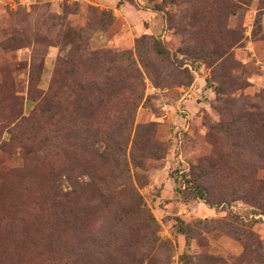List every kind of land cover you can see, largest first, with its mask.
Listing matches in <instances>:
<instances>
[{
  "label": "rangeland",
  "instance_id": "rangeland-1",
  "mask_svg": "<svg viewBox=\"0 0 264 264\" xmlns=\"http://www.w3.org/2000/svg\"><path fill=\"white\" fill-rule=\"evenodd\" d=\"M253 179L264 0H0V264H264Z\"/></svg>",
  "mask_w": 264,
  "mask_h": 264
},
{
  "label": "trees",
  "instance_id": "trees-1",
  "mask_svg": "<svg viewBox=\"0 0 264 264\" xmlns=\"http://www.w3.org/2000/svg\"><path fill=\"white\" fill-rule=\"evenodd\" d=\"M11 96V101L14 105H17L18 98H16L14 95ZM253 186V189L255 190V200H257L258 206H260L262 209L264 208V183L260 180L253 179V181L250 183ZM199 194L201 195V191L199 189H196ZM263 216H264V209H263Z\"/></svg>",
  "mask_w": 264,
  "mask_h": 264
}]
</instances>
